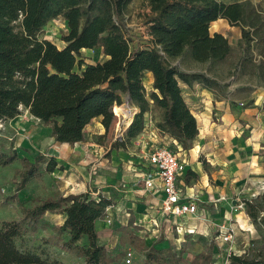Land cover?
Here are the masks:
<instances>
[{"label": "trees", "instance_id": "obj_1", "mask_svg": "<svg viewBox=\"0 0 264 264\" xmlns=\"http://www.w3.org/2000/svg\"><path fill=\"white\" fill-rule=\"evenodd\" d=\"M145 1L150 8L149 42L138 45L129 38L125 21L133 0H0V119L14 118L25 108L52 125L58 142L75 144L84 140L86 127L98 117L111 136L118 122L114 110L125 117L126 109L132 107L125 124L128 128L112 148L127 149L146 130L147 115H151L162 134L190 149L199 127L182 83L197 81L213 90L221 87L204 72L182 70L173 61L186 58L212 64L225 62L232 54L229 39L210 31L212 23L220 18L242 28L241 66L245 71L251 65L264 84V12L251 0ZM57 18L67 26L62 37L64 47L42 35L48 23ZM84 49H101L106 58L89 60ZM147 72H152L154 79L150 92L144 84ZM120 93L130 95L135 106L131 102L118 106ZM161 145L171 148L164 142ZM16 161L22 164L17 170L20 180L9 200L22 205V217L0 224V264H62L44 251L24 250L18 245L24 235L39 230L47 212L66 215L64 222L54 228L57 247L84 258L87 264H118L122 254L108 252L97 231V222L106 218L112 200L103 195L92 197L89 192L66 196L54 192L36 199L32 206H24L18 192L29 180L53 172L58 163L44 155H37L32 162L19 157L15 149L1 152L0 164ZM191 176L199 177L189 170L186 179ZM243 201L263 238L264 190ZM131 226L120 229L121 244L140 249L146 262L185 261L183 252L144 246ZM210 257L200 254L192 263L208 264ZM230 260L231 264H264V252L252 248L243 254L231 253Z\"/></svg>", "mask_w": 264, "mask_h": 264}, {"label": "crops", "instance_id": "obj_2", "mask_svg": "<svg viewBox=\"0 0 264 264\" xmlns=\"http://www.w3.org/2000/svg\"><path fill=\"white\" fill-rule=\"evenodd\" d=\"M147 9L150 12L148 5ZM210 31L225 36L228 32H235L238 39L242 37L239 26H232L222 18L212 23ZM65 45L64 42L62 47ZM93 50L100 51L103 60L106 58L101 49ZM192 62L196 66L201 63ZM184 70L204 72L221 87L213 90L197 81L191 85L182 83L184 97L199 127V134L190 149H184L175 139L162 134L150 119L151 115H147L146 130L127 149L112 148V143L122 136H108L101 117L86 127L84 140L75 144L58 142L53 135L52 125L44 123L28 109H22L20 114L6 121L10 135H13L9 139L15 140L13 149L22 147L27 153L24 157L32 162L37 155L57 161L56 169L44 175L47 197L54 192L64 196L89 192L92 197L103 195L112 200L106 218L97 222L99 241L108 252H113L117 241L121 243L120 229L130 223L142 243L151 239L154 242L151 246L157 249H173L171 245L174 239L182 243L187 241V236L196 238L194 245L198 251L193 259L200 254H211L208 264L213 249L204 246L202 241L198 242L200 239L207 241V246H211L215 240L213 246L222 259H226L230 253L243 254L255 246L245 205L242 210L236 206L239 205L238 201L243 204V200L255 198L264 190V96L260 97L256 89L245 91L240 88V82L233 75L219 77L203 66ZM153 83L152 72H147L144 84L148 92L153 89ZM124 122L125 118L123 128L126 130L128 127ZM165 139L176 146L177 151L174 152L186 163V172L179 178L178 184L184 198H199L196 215H166L162 211V191L144 188V172L150 167L146 155L154 146L162 142L167 144ZM189 170H193L198 179L191 176L187 180ZM234 196L237 198L229 203ZM47 213L59 215L61 224L66 218L65 213ZM107 218L111 219V223L107 222ZM248 219L253 227L249 216ZM223 223L236 228L231 241L224 242L221 235L213 236L214 230L219 231L217 227ZM132 249L136 257V250ZM180 252L185 254L183 250ZM124 256L125 251L123 263Z\"/></svg>", "mask_w": 264, "mask_h": 264}, {"label": "rangeland", "instance_id": "obj_3", "mask_svg": "<svg viewBox=\"0 0 264 264\" xmlns=\"http://www.w3.org/2000/svg\"><path fill=\"white\" fill-rule=\"evenodd\" d=\"M223 1H235V0H223ZM244 1V0H242ZM256 6L259 7L260 10L264 12V0H251ZM149 11L147 9V3L145 0H133L131 4L127 16H126V23L128 28V35L129 38L132 40L133 43L142 45L147 44L149 42L148 36V17ZM48 28L43 32V37L54 41L57 46L62 47L64 45L63 42V35L65 34V25L62 19H54L48 23ZM241 28V27H240ZM242 29V28H241ZM229 42L232 46V54L230 57L223 63L212 64L209 62H201L197 66L194 62L182 58L174 60L173 62L176 63L180 69L184 70H193V69H200V66L204 67L208 71H211L213 74H216L219 77H230L235 76L237 81L240 82V88L243 90L248 89H256L260 93V97L264 96V84L262 80L256 74V71L253 69L251 65L247 67L245 71L241 66V61L244 56V43L242 39H238V36L235 32H228L227 35ZM242 38V37H241ZM256 56V51H252ZM84 55L92 61H101L103 58L101 57L100 51L98 50H85L83 51ZM83 67V66H82ZM259 97V98H260ZM118 106H124L127 101V95L120 93L118 95ZM131 105H134L131 102ZM135 106V105H134ZM24 108H21V110ZM130 109H126V116L123 117V113L120 115V120L118 118L117 125L115 130L113 131V138H115L116 134L123 136L125 134V130L123 128V119L125 118L124 125L128 121V116H130L129 112ZM115 113V112H114ZM116 115V114H115ZM156 118H158L157 113L154 114ZM116 119V117H115ZM152 119V117L150 118ZM8 123L5 124L4 131H0V154L3 151H10L13 149L15 145V140L9 139L11 136L8 130ZM111 128V127H110ZM124 130V131H123ZM118 138V137H117ZM166 143L172 147V149L176 152L177 148L173 143H169L165 139ZM263 145V144H262ZM24 150V149H23ZM22 147H17L16 152L18 153L19 157L27 156L25 150L23 151ZM263 154V153H262ZM264 155V154H263ZM179 157V156H178ZM20 168H22V164L19 161H16L9 165H2L0 164V224L6 220H13V219H20L22 217V205L20 203L9 200L11 196L14 195L16 191L17 184L19 182V177L17 175ZM193 179V178H192ZM44 176L41 178H35L29 180L28 183L25 185L23 189L18 192L19 198L24 206H32L36 199L46 198L48 195L47 186L44 183ZM237 198L234 196L233 198L229 199V203H231L232 199ZM240 204V201H238ZM242 210V208H238ZM239 213V212H238ZM62 218L59 215L47 213L44 216V223L41 224L39 230L34 234H26L22 238L18 240V245L24 250H31V251H44L46 254L51 256L52 258H56L62 262V264H86L84 260L78 258L75 254L68 253L63 251L61 248L55 245V240L57 238V232L55 231V227L61 224ZM248 226V225H247ZM220 231V227H217ZM245 228H247L245 226ZM251 232H253V241L255 242V246L252 248H261L264 252V236L263 238L260 237L261 233L256 229L255 226L250 225ZM255 228V230H254ZM214 230L213 236L216 238L217 235H221L223 238V234L221 231ZM245 232V231H242ZM187 241L179 243L178 241L173 240V249L179 253L181 250L184 251V258L185 261L181 264H193L192 259L194 256L197 255V251L195 249V241L196 238H191L187 236ZM195 239V240H194ZM223 240V239H222ZM206 245V247H211L212 251V258L210 264H225V259L221 258L217 254V250L213 246L215 240H213L212 245L207 246V241L200 239V241ZM225 242V241H224ZM154 243L151 239L143 241L144 246H151ZM132 247L131 245H123L119 241H117V245L113 248L112 254H122L120 257V262L118 264H124L122 262V258L124 255V251L126 248ZM136 257L132 261L131 264H158L155 262H146L145 254L140 249H136ZM251 248V249H252ZM165 249V248H164Z\"/></svg>", "mask_w": 264, "mask_h": 264}, {"label": "built area", "instance_id": "obj_4", "mask_svg": "<svg viewBox=\"0 0 264 264\" xmlns=\"http://www.w3.org/2000/svg\"><path fill=\"white\" fill-rule=\"evenodd\" d=\"M62 21L66 27L65 31H67L66 23L64 20ZM5 124L6 121L0 119V131H4ZM146 160L150 167L144 172V188L148 191H162V211L173 217H183L188 214L196 215L199 211V198L195 196L184 198L178 184L179 178L186 172V163L180 160L172 148L165 145L154 146L146 155ZM244 205L245 203L239 204L236 208H242ZM107 222L111 223V219L107 218ZM219 227L223 234V241H231L236 233V228L225 223L220 224ZM230 255L231 253L225 259V264H231ZM134 258V250L132 248L126 249L124 264H131Z\"/></svg>", "mask_w": 264, "mask_h": 264}, {"label": "water", "instance_id": "obj_5", "mask_svg": "<svg viewBox=\"0 0 264 264\" xmlns=\"http://www.w3.org/2000/svg\"><path fill=\"white\" fill-rule=\"evenodd\" d=\"M127 100H128V102H132V98L130 95L127 96ZM138 111H139V109L137 111H135V113H137ZM135 113H134V115H135Z\"/></svg>", "mask_w": 264, "mask_h": 264}, {"label": "bare ground", "instance_id": "obj_6", "mask_svg": "<svg viewBox=\"0 0 264 264\" xmlns=\"http://www.w3.org/2000/svg\"><path fill=\"white\" fill-rule=\"evenodd\" d=\"M127 101H128V100H127ZM114 112H115V110H114ZM115 114H116V115H117V117L119 118V115H120V114H118V113H116V112H115Z\"/></svg>", "mask_w": 264, "mask_h": 264}]
</instances>
